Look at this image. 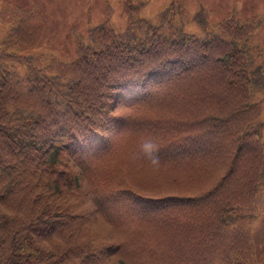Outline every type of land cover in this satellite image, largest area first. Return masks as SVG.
Wrapping results in <instances>:
<instances>
[{
    "label": "trees",
    "instance_id": "trees-1",
    "mask_svg": "<svg viewBox=\"0 0 264 264\" xmlns=\"http://www.w3.org/2000/svg\"><path fill=\"white\" fill-rule=\"evenodd\" d=\"M120 3L121 30L104 0L85 34L71 26L64 60L34 51L40 10L2 0L0 264H264L250 229L264 210L261 16L211 21L168 0L152 21L145 0ZM116 147L130 155L112 166Z\"/></svg>",
    "mask_w": 264,
    "mask_h": 264
},
{
    "label": "rangeland",
    "instance_id": "rangeland-1",
    "mask_svg": "<svg viewBox=\"0 0 264 264\" xmlns=\"http://www.w3.org/2000/svg\"><path fill=\"white\" fill-rule=\"evenodd\" d=\"M113 7L111 24L115 30H121L124 24L125 16H119L121 4L120 0H108ZM168 0H145L140 13L142 16L150 20L156 19L157 11L163 7ZM186 5L190 14L196 10L203 9L208 12L211 21L218 20L224 15L236 11L234 14L238 15L240 19H249L254 15H260V24L255 29L253 38L255 41H264V0H181ZM22 7H34L40 10L43 20V31L41 37L34 48V51H47L53 53L55 56L69 60L73 56V42L71 35V26L75 25L82 33H86L87 27L91 23H96L102 18L103 2L104 0H11ZM2 0H0V6ZM8 24L0 20V39L2 34L6 32ZM201 26L194 21H189L185 25V30L188 33H195L200 35ZM192 51V48L190 52ZM188 50L185 51L183 59L189 56ZM178 65L182 66V60L178 59ZM166 66L163 68L165 70ZM175 69V66L173 70ZM172 70V71H173ZM167 71H164V75ZM169 77V76H168ZM173 84V82H168ZM167 97V96H166ZM168 104L165 100L160 99L158 102L154 115L161 116L162 121L169 115ZM161 131L155 134V141H159ZM264 139V130H263ZM129 152L126 147H116L111 153L112 166H116L124 158H129ZM185 172L177 166L169 165L168 174H180ZM113 202H110L112 205ZM250 221L252 244L255 249V254L260 257L264 253V210H257Z\"/></svg>",
    "mask_w": 264,
    "mask_h": 264
},
{
    "label": "clouds",
    "instance_id": "clouds-1",
    "mask_svg": "<svg viewBox=\"0 0 264 264\" xmlns=\"http://www.w3.org/2000/svg\"><path fill=\"white\" fill-rule=\"evenodd\" d=\"M140 152L149 161L151 165L159 164V146L152 138H145L140 145Z\"/></svg>",
    "mask_w": 264,
    "mask_h": 264
}]
</instances>
